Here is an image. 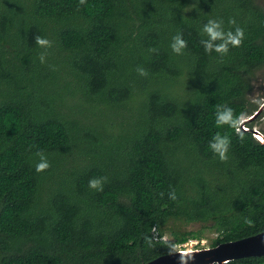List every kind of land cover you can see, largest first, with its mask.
Segmentation results:
<instances>
[{
  "label": "trees",
  "instance_id": "trees-1",
  "mask_svg": "<svg viewBox=\"0 0 264 264\" xmlns=\"http://www.w3.org/2000/svg\"><path fill=\"white\" fill-rule=\"evenodd\" d=\"M221 18L245 32L223 57L199 31ZM262 68L264 0H0V264H144L201 237L168 233L171 220L216 232L211 247L264 232V144L215 124L217 105L257 111ZM217 132L225 162L209 148Z\"/></svg>",
  "mask_w": 264,
  "mask_h": 264
},
{
  "label": "clouds",
  "instance_id": "clouds-1",
  "mask_svg": "<svg viewBox=\"0 0 264 264\" xmlns=\"http://www.w3.org/2000/svg\"><path fill=\"white\" fill-rule=\"evenodd\" d=\"M87 3V0H79V5L83 6ZM189 8H185L184 12H189ZM229 25L234 26V30L225 31L223 19H208L199 29L200 34L203 39L200 43L203 46L205 52L211 54L215 52L219 56H226L231 48H239L245 39L244 29L237 25L235 18H229ZM35 43L42 49H49L52 47V43L49 39L42 36L34 37ZM187 41L183 38V35L178 33L172 37L170 48L172 52L176 55H182L184 50L187 48ZM155 48H150L149 52H156ZM47 52H42L40 54V62L44 63L46 59ZM137 73L140 76L147 77L148 72L142 66H137ZM248 118L243 114H236L235 111L226 105H217L215 113V124L217 128H230L239 132L240 128L246 123ZM259 139V137H258ZM231 146V139L227 134H222L217 132L209 142V148L214 156L218 157L220 161L225 162L228 159V153ZM38 161L35 164V171L37 173H43L50 168V162L47 156L42 151H37L34 154ZM107 181V177H93L89 180L88 186L92 190L103 191V185ZM169 199L176 200L177 195L174 189L169 192ZM246 223L251 224V220H247ZM147 239V238H146ZM149 244L152 243L151 240L148 241ZM176 245H169V254H174ZM187 253L181 255V264H188V261L194 259V257H189L188 261H185L184 257ZM222 264H233L231 259H224Z\"/></svg>",
  "mask_w": 264,
  "mask_h": 264
},
{
  "label": "water",
  "instance_id": "water-1",
  "mask_svg": "<svg viewBox=\"0 0 264 264\" xmlns=\"http://www.w3.org/2000/svg\"><path fill=\"white\" fill-rule=\"evenodd\" d=\"M263 111L264 103L248 117L246 123L258 117ZM245 124L241 128L251 132L258 141L264 144V134L255 128L245 127ZM184 253L188 254L184 257L185 261H188L189 257H194L188 261V264H222L224 259L233 261L245 257H261L264 256V232L236 241L220 243L210 248L177 250L174 254L162 255L144 264H181L180 256Z\"/></svg>",
  "mask_w": 264,
  "mask_h": 264
},
{
  "label": "rangeland",
  "instance_id": "rangeland-1",
  "mask_svg": "<svg viewBox=\"0 0 264 264\" xmlns=\"http://www.w3.org/2000/svg\"><path fill=\"white\" fill-rule=\"evenodd\" d=\"M248 100L258 105V107H260L262 103H264V68H262L257 73L256 78L253 81L252 90L248 94ZM248 123L253 125L252 128H255L258 131L264 133V111L261 114H259L258 117H256L251 121H248L246 124ZM179 227L182 228L181 231L194 230L197 233H201V237L198 239H190L188 242L179 245L177 247L178 250H183V249L196 250V249L210 248L211 243L217 237L216 232H213L211 229L204 228L203 225L200 223L183 225L175 220H171L168 223L167 225L168 233H170V230L172 231ZM165 238L168 239L170 237L167 236Z\"/></svg>",
  "mask_w": 264,
  "mask_h": 264
}]
</instances>
